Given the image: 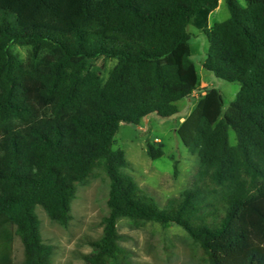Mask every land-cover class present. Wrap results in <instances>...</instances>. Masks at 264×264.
Wrapping results in <instances>:
<instances>
[{
  "label": "trees",
  "instance_id": "16d2710c",
  "mask_svg": "<svg viewBox=\"0 0 264 264\" xmlns=\"http://www.w3.org/2000/svg\"><path fill=\"white\" fill-rule=\"evenodd\" d=\"M219 2L0 0V264H53L37 208L67 227L78 186L98 176L108 214L84 264H130L120 219L181 228L202 264H264V0H225L230 18L210 27ZM190 26L209 42L203 68L240 89L224 115L212 89L185 118L177 132L199 169L160 208L114 144L121 123L181 115L177 103L196 90L182 73L191 54L166 61L190 43ZM146 152L163 156L150 143Z\"/></svg>",
  "mask_w": 264,
  "mask_h": 264
},
{
  "label": "rangeland",
  "instance_id": "374dc122",
  "mask_svg": "<svg viewBox=\"0 0 264 264\" xmlns=\"http://www.w3.org/2000/svg\"><path fill=\"white\" fill-rule=\"evenodd\" d=\"M246 6V0H237ZM230 18L225 0L209 19L212 27ZM191 41L183 46L167 63L181 62L183 53L191 54L192 67L183 71L185 79L196 88L193 96L177 103L181 115L161 118L151 114L139 126L120 124L114 149L126 154L127 172L154 203L165 208L169 201L180 197L187 189L199 169V159L188 152L178 135L185 118L195 109L198 101L212 89L219 91L224 100L223 115L229 104L236 99L240 86L217 78L203 68L209 50L206 36L190 26ZM14 51L26 58L28 49L15 47ZM108 69L116 66L110 61ZM230 141L235 145V134L230 131ZM161 147L163 156L151 159L147 145ZM108 180L105 176L92 178L78 186L72 202V219L67 227L52 222L45 211L38 207L36 213L41 222V235L45 244L54 246L53 264H84L83 256L92 251L90 241L99 240L104 233V218L107 208ZM117 228L122 235V245L128 251L130 264H202V253L187 233L177 226L163 228L154 222L120 219ZM23 259V246L19 238L15 241V261Z\"/></svg>",
  "mask_w": 264,
  "mask_h": 264
}]
</instances>
